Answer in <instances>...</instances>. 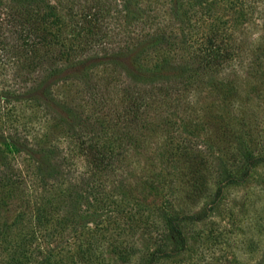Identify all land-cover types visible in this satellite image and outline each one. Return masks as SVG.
<instances>
[{
    "label": "rangeland",
    "instance_id": "374dc122",
    "mask_svg": "<svg viewBox=\"0 0 264 264\" xmlns=\"http://www.w3.org/2000/svg\"><path fill=\"white\" fill-rule=\"evenodd\" d=\"M66 1L76 5L74 13L87 2ZM96 1L107 36L93 47L173 29L179 39L190 34L188 48H176L185 56L201 41V22L220 15L238 20L235 54L211 78L192 81L161 115L152 113L150 129L126 158L98 165L83 148L97 139L94 133L107 141L103 135L112 129L125 148L124 119L115 116L125 77L98 65L89 89L74 79L51 87L83 118L99 117L90 119L94 130L82 123L72 131L57 105L17 97L41 69H28L21 41L0 31V264L19 252L23 264H257L264 249V161L248 167L246 159L264 154V0H179L174 10L171 0H127L130 13L125 0ZM3 137L47 153L43 179L32 156ZM76 197L80 224L72 225L67 210ZM38 207L45 208L42 224ZM169 214L180 217L183 243L168 232Z\"/></svg>",
    "mask_w": 264,
    "mask_h": 264
},
{
    "label": "trees",
    "instance_id": "16d2710c",
    "mask_svg": "<svg viewBox=\"0 0 264 264\" xmlns=\"http://www.w3.org/2000/svg\"><path fill=\"white\" fill-rule=\"evenodd\" d=\"M177 1L179 2L171 0L173 10ZM130 4L125 0V13L132 12ZM240 5L236 6L234 2L232 7L239 9L242 8ZM75 6L66 0H0V31L2 35L10 33L21 41L19 47L28 53V69H41L36 71L29 87L18 92L17 97L34 101L46 108L57 105L64 111L60 120L72 131L82 123L84 127L91 125L90 129L94 130L95 127L90 123L93 115L83 118L80 110L68 107L55 99L51 87L58 82L74 79L82 81L89 89L94 85L90 72L98 65L118 69L116 74L125 77V83L120 84V103L115 110L117 120L118 117L124 119L125 133L121 135L120 140L125 139V148L119 149V142L116 141L118 133L112 129L109 136L103 135L107 141L101 140L97 133H94L93 140L97 138L94 143L90 142L83 147L91 157L92 164L99 165L105 158L111 163L115 162L124 153L126 158L132 146L141 139L143 130L150 129L154 122L152 113L161 115L162 106L174 105L173 102L180 99L182 92L190 87L192 81L203 77L211 78L218 67L229 62L235 54L236 45L232 29L237 26V19L235 24L231 19H223L217 15L209 22H201L202 38L196 51H188L185 56L180 57L177 56L176 48L183 46L182 49L186 50L190 34L188 36L183 33L179 39L175 37L173 29H155L140 34L137 38L125 37L122 43H101L100 48L93 47L92 42L98 43L107 36L106 25L99 17L102 11L100 3L87 0L79 13H74ZM221 10L227 11L224 6ZM66 15L73 17L67 21ZM69 25L73 31L71 33L67 30ZM210 83L214 86L215 82L212 80ZM95 106L97 109H93V114H98V106H101V103H96ZM80 134H83V131ZM5 138L2 140L11 142L15 148L32 156L37 164L36 172L43 179L49 169L47 153L42 149L35 150L27 143L19 145ZM32 152L36 154L35 157ZM259 161H264V154L257 157L250 154L246 159L248 167H254ZM76 198L72 199L70 210H67L73 217L70 221L73 222L72 225L80 224L76 217H79L81 203ZM49 206L57 211L61 205L58 200H49ZM43 210L45 208L40 207L36 210L39 214L37 224L43 223ZM179 220L180 217L169 214L166 224L169 234L174 239H181L183 243ZM18 256L20 252L12 256L9 264H23L17 259ZM263 263L264 249L257 264Z\"/></svg>",
    "mask_w": 264,
    "mask_h": 264
}]
</instances>
